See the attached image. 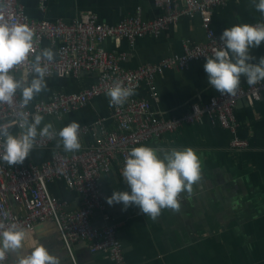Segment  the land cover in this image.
I'll return each instance as SVG.
<instances>
[{
    "label": "crops",
    "instance_id": "obj_1",
    "mask_svg": "<svg viewBox=\"0 0 264 264\" xmlns=\"http://www.w3.org/2000/svg\"><path fill=\"white\" fill-rule=\"evenodd\" d=\"M18 1L30 20L67 25L90 12L108 25L134 17L139 9L146 21L162 13L154 0H49L45 10L41 0ZM261 22L264 0H234L214 10L211 28L222 35ZM206 41L207 31L197 16L182 18L159 36L139 39L133 48L126 39H109L104 46L114 54H130L122 66L136 70L182 56L187 43ZM43 50L44 56L56 57V49L48 42ZM229 56V60L192 63L186 71H163L156 77L159 99L150 95L145 84L136 97L148 100L159 118L179 120L193 105L206 106L222 90L246 87V70H253L264 81V33L246 35L229 47ZM97 80L93 72L63 78L22 74L18 93L31 107L54 94L90 89ZM117 97L96 98L62 120L44 118L24 129L6 126L2 131L6 162L10 166L20 162L40 166L58 151L72 153L88 147L93 142L90 135L69 137L63 135V128L102 121L114 131ZM234 112V130L206 117L184 123L177 131L141 146L128 175L118 160L102 178L107 210L95 213L93 225L118 226L127 264H264V95L256 103L250 98L240 100ZM41 132L55 134V140L44 149L35 146ZM236 139L247 146L233 149ZM49 189L59 202L68 203L71 209L81 208L79 195L64 182L50 183ZM10 203L16 212H24L19 202ZM4 248L11 264H113L106 253H92L86 243L74 246V263L51 221L38 224L31 232L7 237Z\"/></svg>",
    "mask_w": 264,
    "mask_h": 264
},
{
    "label": "built area",
    "instance_id": "obj_2",
    "mask_svg": "<svg viewBox=\"0 0 264 264\" xmlns=\"http://www.w3.org/2000/svg\"><path fill=\"white\" fill-rule=\"evenodd\" d=\"M48 1L41 0L42 10ZM230 1L234 0H154L162 13L152 21L144 20L139 9L134 17L116 25L100 22L92 12L84 14L73 25H67L62 21L30 20L18 0H0V264H11L10 255L4 248L7 237L31 232L47 221L55 224L74 263V246L86 243L92 253L103 252L113 264H126L118 226L110 224L98 228L93 225L95 213L107 210L102 178L114 169L118 160L122 161L123 171L128 175L140 146L181 125L176 120L166 122L159 118L148 100L136 97V91L145 84L157 100L156 77L163 71H186L192 63L227 56L228 47L246 35L264 33V22H261L249 29L217 34L211 28L213 12ZM197 16L207 31V42L201 45L187 43L182 56L170 57L158 65L127 70L122 65L130 54H114L104 46L109 39H126L133 48L139 39L159 36L175 27L182 18ZM47 42L56 49L55 58L42 54ZM82 72H93L98 75V80L80 93L54 94L50 100L39 101L31 107L18 93V79L22 74L39 73L45 78H63ZM245 74L247 89L223 91L204 108L193 105L184 121L196 123L206 117L218 121L225 129H235L236 102L249 97L256 103L264 94V81L258 79L253 70H246ZM109 94L118 95L113 112L114 131L102 121L91 126L67 125L63 135L73 138L90 135L93 142L72 153L58 151L40 166L28 162L10 166L6 162L8 151L2 134L6 126L24 129L29 123L38 124L44 118L62 120L94 99ZM54 140V133L41 132L35 146L44 149ZM245 146L246 143L239 140L233 143L236 150ZM53 182H64L77 193L81 208L71 209L68 203L59 202L49 189ZM11 200L19 202L24 212H16Z\"/></svg>",
    "mask_w": 264,
    "mask_h": 264
},
{
    "label": "bare ground",
    "instance_id": "obj_3",
    "mask_svg": "<svg viewBox=\"0 0 264 264\" xmlns=\"http://www.w3.org/2000/svg\"><path fill=\"white\" fill-rule=\"evenodd\" d=\"M207 42V41H206ZM205 44V43H204ZM201 45V44H200ZM231 46V45H230ZM229 46V47H230ZM229 47H228V49H227V56H225V55H221V56H219L217 59H220V58H225L226 60H229L230 59V56H229ZM213 60H216V59H213ZM246 75V74H245ZM244 89H247L248 88V85H246V87H243ZM236 89H241V88H234V89H232V90H236ZM226 90H230V89H226ZM226 90H222L221 92H223V91H226ZM220 92V93H221ZM220 93L216 96V97H218L219 95H220ZM264 95V94H263ZM262 95V96H263ZM216 97H214V98H216ZM245 98H249V97H244V98H242V99H245ZM213 99V98H212ZM211 99V100H212ZM242 99H239L237 102H236V104H235V107H234V110H235V108H236V105L238 104V102L240 101V100H242ZM210 100V101H211ZM210 103V102H209ZM207 105H209V104H207ZM206 105V106H207ZM205 107V106H204ZM204 107H201V108H204ZM166 122H167V120H165ZM170 121H173V120H170ZM176 121H179V122H181V125L175 130V131H177L184 123H188V122H186V121H184V118H182V119H179V120H176ZM192 124V123H191ZM237 124V123H236ZM236 127H237V125H236ZM230 130H234V129H230ZM175 131H173V132H175ZM168 133H171V132H168ZM165 134H167V133H165ZM236 140H238V139H236ZM235 140V141H236ZM234 141V142H235ZM239 141H241V140H239ZM241 142H244V141H241ZM244 143H246V142H244ZM246 146H247V143H246ZM245 146V147H246ZM141 147V146H140ZM139 147V148H140ZM245 147H242V148H245ZM139 148L137 149V151L135 152V154H137L138 153V150H139ZM127 264V263H126Z\"/></svg>",
    "mask_w": 264,
    "mask_h": 264
},
{
    "label": "rangeland",
    "instance_id": "obj_4",
    "mask_svg": "<svg viewBox=\"0 0 264 264\" xmlns=\"http://www.w3.org/2000/svg\"><path fill=\"white\" fill-rule=\"evenodd\" d=\"M44 81H45V79H43ZM60 240H61V238H60ZM61 242H62V240H61Z\"/></svg>",
    "mask_w": 264,
    "mask_h": 264
},
{
    "label": "clouds",
    "instance_id": "obj_5",
    "mask_svg": "<svg viewBox=\"0 0 264 264\" xmlns=\"http://www.w3.org/2000/svg\"><path fill=\"white\" fill-rule=\"evenodd\" d=\"M133 164V163H132Z\"/></svg>",
    "mask_w": 264,
    "mask_h": 264
}]
</instances>
